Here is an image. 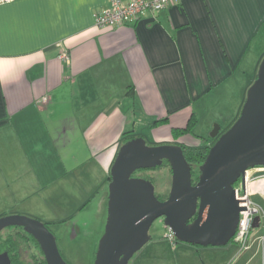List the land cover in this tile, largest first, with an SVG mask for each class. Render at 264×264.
Returning a JSON list of instances; mask_svg holds the SVG:
<instances>
[{"label":"crops","instance_id":"crops-1","mask_svg":"<svg viewBox=\"0 0 264 264\" xmlns=\"http://www.w3.org/2000/svg\"><path fill=\"white\" fill-rule=\"evenodd\" d=\"M107 7L108 0L0 4V216L9 214L6 203L27 197H18L26 168L50 172L49 161L74 142L108 185L124 132L190 146L171 130L194 117L192 130L209 118L207 129L222 131L237 117L264 55V0H175L133 22L97 27ZM253 234L243 250L232 240L199 248L150 237L128 264H248L257 252L264 264V221Z\"/></svg>","mask_w":264,"mask_h":264},{"label":"water","instance_id":"water-1","mask_svg":"<svg viewBox=\"0 0 264 264\" xmlns=\"http://www.w3.org/2000/svg\"><path fill=\"white\" fill-rule=\"evenodd\" d=\"M209 137L214 141L194 182L179 144L149 145L143 136H134L119 146L109 170L107 217L93 264H128L149 241V228L158 218L179 242L217 247L232 240L242 210L233 184L247 169L264 166V55L235 120L222 132L213 124ZM164 161L170 188L158 199L149 180L132 174ZM258 221L256 216L252 228ZM7 227H21L32 236L46 264H66L44 223L20 214L0 216V232ZM0 264H10L6 253L0 254Z\"/></svg>","mask_w":264,"mask_h":264},{"label":"rangeland","instance_id":"rangeland-1","mask_svg":"<svg viewBox=\"0 0 264 264\" xmlns=\"http://www.w3.org/2000/svg\"><path fill=\"white\" fill-rule=\"evenodd\" d=\"M252 75L253 71L249 72L247 82ZM244 87L243 84L241 88L235 87L233 89L228 102L231 106L240 101ZM208 123L209 118H200L192 132L182 136V138L190 146L203 145L204 140L202 138L212 140L209 134L213 125L207 129ZM145 140L149 145L161 144L148 134L145 135ZM60 156V159H56L55 162L49 161V165H52L49 168L50 172H44L37 164H33L30 169L29 167L26 168L28 176L25 184H23L25 187L24 194L18 197L23 195L27 197L14 198V204L6 203L1 210L9 214L13 212L34 218L44 224L47 223L66 264H93L107 217L108 185L107 183L100 184L102 181H106L105 173L98 165L93 166L95 164L90 160L88 151L78 142L71 144L70 148L60 153ZM38 160L34 161L37 162ZM16 169L17 173L22 174L19 168ZM194 169L195 172H198V167ZM247 170L249 175L257 176L264 173V166ZM50 174H52L51 178L49 177ZM133 176L151 178L155 193L162 198L167 196L171 181L168 165L161 164V166L153 169L136 170ZM1 200L4 202L8 199L2 195ZM251 200L264 210V202L257 195L251 196ZM148 234L150 237H155L157 242H171L165 237L166 227L162 218L152 222ZM1 236L2 232L0 233ZM19 253L20 258L26 264H30L35 250L20 243ZM260 257L261 253L257 252V255L248 264H262Z\"/></svg>","mask_w":264,"mask_h":264},{"label":"built area","instance_id":"built-area-1","mask_svg":"<svg viewBox=\"0 0 264 264\" xmlns=\"http://www.w3.org/2000/svg\"><path fill=\"white\" fill-rule=\"evenodd\" d=\"M11 0H0V4ZM175 0H108V7L95 16V25L100 28L115 27L135 21L145 12H156L164 9L170 2ZM61 57L68 60V55L63 53ZM234 196L239 200L242 208L239 212L237 227L232 239L241 250L247 249L250 239L253 237L252 223L254 218H259L258 227L264 221V211L251 200V196L257 195L264 201V173L252 176L245 171L242 180H237L233 184ZM257 227V228H258ZM165 237L176 242L174 234L169 227H166ZM263 242L264 235L259 238Z\"/></svg>","mask_w":264,"mask_h":264},{"label":"trees","instance_id":"trees-1","mask_svg":"<svg viewBox=\"0 0 264 264\" xmlns=\"http://www.w3.org/2000/svg\"><path fill=\"white\" fill-rule=\"evenodd\" d=\"M166 119H162V120H156L155 123L158 122H164ZM196 119L194 117H192L187 125L183 128H173L171 130V136L173 139H177L178 137L191 133L192 132V127L195 123ZM225 129H222V131ZM220 130V132H222ZM135 135L130 134L129 131L124 132L123 133V142L133 138ZM203 141V145H198V146H184V145H180L182 150H183V155L186 159V161L190 164L191 166V173H192V177H193V182L196 180V176L198 174V172H195V167H198L205 159L206 154L208 152V147L209 145L212 144L213 140L210 139H206V138H202ZM210 140V141H209ZM162 164L168 165L169 164L167 162H163ZM161 166V165H160ZM159 167V166H158ZM157 168V167H155ZM153 169V168H152ZM140 170V169H139ZM196 173V174H195ZM133 176V174H132ZM144 178V177H143ZM145 179L149 180L152 184L153 180L149 177H145ZM155 195L157 196L158 199H162V197H160L157 193H155ZM45 226L47 228H49L47 226V223H45ZM13 231H16V234L14 233L13 235ZM23 234L24 231L21 227H8L5 231L2 232V236L0 237V239L3 240H12L14 238H16V240H20L23 238ZM28 236V235H27ZM29 240H33V238L31 236L27 237ZM23 243L25 245H28V247H32L35 250V253L32 255V260L30 262V264H46L45 261L41 258V254H39L40 252H38L36 250L37 246H36V242H2L1 245H5L8 249H6L11 255V264H26L21 258H20V253H19V244ZM40 257V258H39ZM37 259H41V262H38Z\"/></svg>","mask_w":264,"mask_h":264},{"label":"flooded vegetation","instance_id":"flooded-vegetation-1","mask_svg":"<svg viewBox=\"0 0 264 264\" xmlns=\"http://www.w3.org/2000/svg\"><path fill=\"white\" fill-rule=\"evenodd\" d=\"M213 141H214V139H212ZM162 199H164V198H162ZM8 228V227H7ZM7 228H5V229H3L1 232H3L4 230H6ZM0 232V233H1ZM14 233L16 234V231H13V235H14ZM30 236L29 234H27V233H25L24 232V234H23V238L22 239H20V240H16V238H14V239H12V240H3V239H0V254L1 253H6L7 254V256H8V258H9V262H10V264H11V258H10V253L6 250V249H8L5 245L3 246V245H1V243L2 242H36L34 239L33 240H29L27 237L28 236ZM32 237V236H31ZM33 238V237H32ZM232 241L233 242H235L233 239H232ZM36 246H37V248H36V250L38 251V252H40L39 254H41L40 256H41V258L44 260V256H43V253H42V251L40 250V248H39V245L37 244V242H36ZM40 258V257H39ZM37 261L38 262H41V259H37ZM45 261V260H44Z\"/></svg>","mask_w":264,"mask_h":264},{"label":"bare ground","instance_id":"bare-ground-1","mask_svg":"<svg viewBox=\"0 0 264 264\" xmlns=\"http://www.w3.org/2000/svg\"><path fill=\"white\" fill-rule=\"evenodd\" d=\"M250 174V173H249Z\"/></svg>","mask_w":264,"mask_h":264}]
</instances>
